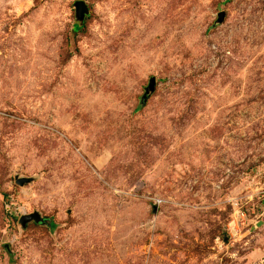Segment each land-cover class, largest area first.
<instances>
[{
  "label": "rangeland",
  "instance_id": "374dc122",
  "mask_svg": "<svg viewBox=\"0 0 264 264\" xmlns=\"http://www.w3.org/2000/svg\"><path fill=\"white\" fill-rule=\"evenodd\" d=\"M263 183L264 0H0V264H264Z\"/></svg>",
  "mask_w": 264,
  "mask_h": 264
},
{
  "label": "water",
  "instance_id": "95a60500",
  "mask_svg": "<svg viewBox=\"0 0 264 264\" xmlns=\"http://www.w3.org/2000/svg\"><path fill=\"white\" fill-rule=\"evenodd\" d=\"M77 8H78V19L79 20H84L85 16H86V13L88 12V6L86 5V2L85 1H78L77 2ZM226 12H222L220 14V19H219V22H223L225 19H226ZM155 86H156V78H153L152 79V82H151V86L149 88V92H153L155 90ZM26 181L25 180H21L20 181V184H25ZM35 220L36 222H41V221H44L40 214L36 213V214H31L29 216H24L22 219H21V222L24 226H26L29 222Z\"/></svg>",
  "mask_w": 264,
  "mask_h": 264
},
{
  "label": "built area",
  "instance_id": "2783aa9c",
  "mask_svg": "<svg viewBox=\"0 0 264 264\" xmlns=\"http://www.w3.org/2000/svg\"><path fill=\"white\" fill-rule=\"evenodd\" d=\"M260 192H262V194H263V196H264V183H263V185H262V187H261V191Z\"/></svg>",
  "mask_w": 264,
  "mask_h": 264
}]
</instances>
